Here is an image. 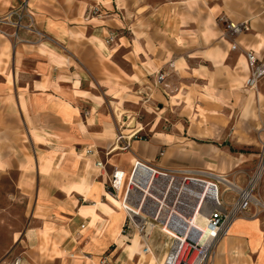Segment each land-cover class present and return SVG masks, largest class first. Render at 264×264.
<instances>
[{"label": "crops", "instance_id": "0c3cea01", "mask_svg": "<svg viewBox=\"0 0 264 264\" xmlns=\"http://www.w3.org/2000/svg\"><path fill=\"white\" fill-rule=\"evenodd\" d=\"M95 6L101 14L89 15ZM223 17L248 22L236 43L261 61L264 0H0V197L27 199L22 218L18 204L0 200V264H99L119 250L129 260L112 173L125 185L135 160L172 170L226 158L216 144L195 143L216 137L191 110L201 101L192 92L209 89L206 107L218 116L206 124L223 125L228 74L249 75L221 35ZM118 132L151 135L121 152ZM209 264H264V212L235 219Z\"/></svg>", "mask_w": 264, "mask_h": 264}, {"label": "built area", "instance_id": "2783aa9c", "mask_svg": "<svg viewBox=\"0 0 264 264\" xmlns=\"http://www.w3.org/2000/svg\"><path fill=\"white\" fill-rule=\"evenodd\" d=\"M88 13L91 16L100 15V7L95 6ZM12 14L15 13L11 12L9 16ZM18 24L19 21L14 26ZM218 24L222 37L230 42V49L236 51L237 39L250 29L248 22H233L223 17ZM114 38L115 35L110 33L106 43ZM245 58L249 75L244 85L253 89L264 77V64L253 51L246 50ZM164 78L163 73L158 74L156 83H162ZM134 138L142 139L138 132L131 135L118 132L115 148L121 152L127 151ZM86 153L90 154V151ZM97 166L102 167V164L98 162ZM193 180L199 181L198 186L192 185ZM123 181L122 172L112 173L111 194L115 196L123 188L120 208L126 215L122 227L124 236L128 237L134 231H147L148 225H151L152 229L159 228L173 241L166 253V264H208L210 249L226 236L235 219L251 211L264 212V134L256 172L243 188L237 189V196L231 204H226L223 199L222 187L226 186L225 183L220 177L207 172L166 170L135 160L125 185ZM134 181L141 187L135 185ZM225 188L228 189L227 186ZM199 211L206 214L205 231H196L191 227ZM166 229L172 230L174 235L167 234ZM206 246H209V250ZM3 264H23V260L16 257Z\"/></svg>", "mask_w": 264, "mask_h": 264}, {"label": "rangeland", "instance_id": "374dc122", "mask_svg": "<svg viewBox=\"0 0 264 264\" xmlns=\"http://www.w3.org/2000/svg\"><path fill=\"white\" fill-rule=\"evenodd\" d=\"M249 33H251V30L246 34ZM228 46L230 49V44ZM233 52L245 56V50L243 49L241 50L239 48ZM255 55L258 56L256 53ZM261 62L264 63V55L261 58ZM244 81L245 78L242 79V82L232 81V78H230L228 74L225 92H222V95H225L226 110L223 113L221 112V114L219 113V117L223 119L224 123L221 126H208V124H206L208 122L207 117L211 114L218 116L217 112L206 107V103L212 99L214 100L213 92H208L209 89H207V94L204 97L200 96L198 91L195 93L192 92V97L200 98L201 100H196L194 102L195 105L191 109L195 112L193 118L195 121L199 118L201 125L198 121V126L214 132L216 137L215 140H210L202 136L199 139H195V143L197 145L216 144L221 152H225L226 158L218 161L209 159V161H211L210 164L196 162L177 168L193 172H207L215 176H224L235 187L232 190H226V186L222 187L223 199L226 204H231L235 200L237 189L243 188L256 172L264 134V77L257 84L256 88L253 89L246 88ZM195 87L196 90H198V86ZM150 135L151 134H143L142 138L148 139ZM9 184V181L3 182L2 188L4 192L10 191ZM0 200H2L1 204L4 208L9 207L12 203L18 204V216L22 218L21 209L26 205V198H19L18 202L16 198L11 197H0ZM13 214L16 215V213ZM1 217L5 220V224H15V221L10 216L3 214ZM19 223H21V221H19ZM126 238L127 240L123 247L128 244H131L133 247L129 260L122 257L121 251L119 250L110 260L106 258L109 254H103L99 264H139V259L143 255L142 249L145 245L144 243L147 244L150 251L146 255H143V264H150L154 261L151 252H153L156 259H158L160 255L168 253L173 242L172 239L162 233L159 228H154L149 232L143 231L141 233L134 231ZM212 257L213 247L209 251L208 264L212 260Z\"/></svg>", "mask_w": 264, "mask_h": 264}, {"label": "bare ground", "instance_id": "6f19581e", "mask_svg": "<svg viewBox=\"0 0 264 264\" xmlns=\"http://www.w3.org/2000/svg\"><path fill=\"white\" fill-rule=\"evenodd\" d=\"M218 177H220V179L225 183V185L228 188L227 190L234 189V186L232 185V183L230 181H228L224 176H218ZM193 181L194 182H192V185H194V187L198 186V182L199 181H197V180H193ZM134 184L137 185L138 187H141L140 185H138L137 181H134ZM210 195H211V193H210ZM120 207H121V204H120ZM132 209H134V208H132ZM135 212H137V211H135ZM205 225H206V214H205V211H199V212H197V214L195 215L193 221L191 222V227L194 228V230H196V231H205V228H206ZM152 228L153 227L151 225H148L147 231L148 232L151 231ZM166 233L169 234L170 236L174 235L173 232H172V230L166 229ZM169 238H171V237H169ZM166 247H168V246H166ZM206 247L209 250V246H206ZM149 251H150V248L146 244L144 246V248H143V252L145 254H147V253H149ZM151 255L153 257V260L155 261V258L153 256V253L152 252H151ZM166 260H167V258H166ZM141 263L142 264L144 263L143 257H142ZM165 264H166V261H165Z\"/></svg>", "mask_w": 264, "mask_h": 264}]
</instances>
